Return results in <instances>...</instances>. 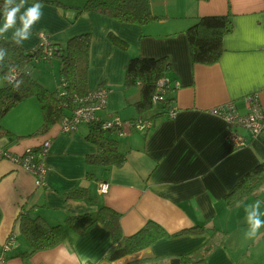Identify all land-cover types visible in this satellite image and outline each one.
Listing matches in <instances>:
<instances>
[{
	"label": "crops",
	"instance_id": "crops-1",
	"mask_svg": "<svg viewBox=\"0 0 264 264\" xmlns=\"http://www.w3.org/2000/svg\"><path fill=\"white\" fill-rule=\"evenodd\" d=\"M62 1L75 6L84 2ZM36 2L25 1L21 13ZM40 3L43 15L21 45L34 48L41 32H46L51 42L65 46L69 36L91 31L87 83L89 89L109 88L103 117L117 114L130 119L140 114L135 105L140 86L125 84L126 63L136 54L170 57L172 69L167 76L177 83L172 92L177 110L173 116L155 117L147 131L122 135L112 130L127 158L122 165L104 170L86 161L87 154L97 151V145L86 137L89 124L81 123L76 130L63 132L58 121L47 131L30 135L43 121L39 100L31 96L12 107L1 122L16 136L0 137V248L11 234L15 236L4 264H168L170 256H179L182 264H188L181 254L204 245L213 230L176 232L205 222L225 232V243L213 246L205 260L197 264H264V227L256 238L245 236L249 230L245 207L260 200L259 211L264 213V187L249 193L234 207H229L224 198L242 175L264 161V132L252 135L248 128L229 125L211 111L232 101L240 112H245L243 96L254 92L264 111V0H150L154 13L163 17L145 24L121 21L95 10L77 15L74 7ZM228 12L233 29L224 36L219 60L192 63L187 27L198 15ZM3 23L4 19L0 27ZM14 31L1 35L12 39ZM109 32L126 40L128 47L113 42ZM42 62L44 66L38 67ZM60 67V58L52 56L37 60L28 71L54 90L59 87ZM49 68L52 74L48 77L44 73ZM3 81L0 73V85ZM232 131L246 143L235 142L230 136ZM46 138H51L45 156L48 168L45 183L38 185L32 172L6 153L22 154ZM89 171L96 177L90 178ZM101 180L109 182L107 192L99 191ZM77 186L86 187L88 197L65 195ZM101 203L121 213L126 234L137 231L150 219L160 223L168 234L146 248L108 261L102 257L113 242L111 230L96 222L83 233L70 232L51 247L19 254L30 249L19 227L22 209L56 223L68 214L94 212ZM260 218L264 220V215ZM235 229H241L236 236L232 234Z\"/></svg>",
	"mask_w": 264,
	"mask_h": 264
},
{
	"label": "trees",
	"instance_id": "trees-1",
	"mask_svg": "<svg viewBox=\"0 0 264 264\" xmlns=\"http://www.w3.org/2000/svg\"><path fill=\"white\" fill-rule=\"evenodd\" d=\"M25 1L52 3L64 9L74 7L77 9V15L84 11L95 10L121 21L138 24L163 17L154 13L150 0H84L82 5L76 6L62 0ZM19 3L20 0H14V5ZM3 7L4 0H0V25L3 21ZM232 29L233 21L229 12L196 16L186 29L192 63L217 62L223 51L224 36ZM108 36L121 47H128V42L114 32H109ZM91 41L92 32L82 31L69 36L65 46H58L52 42L53 51L48 55L39 45L27 49L0 34V51L3 52V58L0 59V73L4 76V81L0 85V137L15 135L2 124L1 119L20 101L35 96L40 102L43 121L30 133L32 135L43 133L60 121L71 106L73 96L86 94L90 90L87 82ZM52 56H58L61 61L59 87L54 90L46 87L28 71V67L37 60H47ZM12 68L16 70L14 78L9 77ZM171 69L172 61L166 54L160 56L136 54L129 58L125 66V84L140 86V98L135 102L139 113L153 120L161 115L170 116L171 110L176 107L175 97L172 94L176 86L167 76ZM163 78L166 81L160 85L159 81ZM111 131L103 129L100 121L89 124L86 137L97 145V151L87 154L88 164H98L103 166L104 170H108L111 166L122 165L126 161V152L120 150L118 141ZM39 146L32 148L38 149ZM88 176L96 177L91 171L88 172ZM263 187L264 161H261L242 175L224 198L229 207H234L246 195L258 192ZM65 195L88 197V192L86 187L77 186L65 192ZM120 217L121 213L117 209L104 203H101L94 212L68 214L63 221L56 223L22 209L18 215L19 227L28 240L30 249L19 254L29 255L36 250L51 247L65 240L70 232L83 233L96 222L103 223L111 230L113 242L102 257L108 261L146 248L156 239L168 234L160 223L152 219L147 220L137 231L126 234L122 229ZM208 229L213 230V235L204 245L181 254L188 264H197L205 260L213 246L225 243V232L217 230L209 222L185 227L176 232V234L201 233Z\"/></svg>",
	"mask_w": 264,
	"mask_h": 264
},
{
	"label": "built area",
	"instance_id": "built-area-1",
	"mask_svg": "<svg viewBox=\"0 0 264 264\" xmlns=\"http://www.w3.org/2000/svg\"><path fill=\"white\" fill-rule=\"evenodd\" d=\"M45 54H52L53 45L46 32H41L40 42L38 44ZM16 70L12 68L9 72V77L14 78ZM165 79L159 81L160 85L165 83ZM177 83H175L176 85ZM109 88L106 86H99L90 89L86 94H75L72 98V103L67 113H65L60 120L61 130L63 132H72L76 130L81 123L90 124L94 121H100L103 129L115 130L118 134H128L133 130L147 131L153 124L152 118L146 117L145 114L140 113L134 118L123 119L117 114H111L109 117H103L101 112L106 108ZM246 103V111L240 112L236 104L232 101L219 104L211 109L214 114L222 116L227 120L229 125L243 126L248 128L252 135H257L264 132V111L257 93H249L243 96ZM156 99V98H155ZM171 110L170 116H173L177 107ZM230 136L234 138L235 142L239 144L246 143V140L238 136L234 131L230 132ZM51 145V138H46L38 147V149L29 148L22 154H14L7 152L8 157L26 168L35 176L36 184L41 185L45 183V175L47 172V163L45 156ZM109 182L101 180L99 182V191L101 193L107 192L109 189ZM15 242L14 234H11L8 239L2 244L0 248V263L4 264L6 259V252L11 249Z\"/></svg>",
	"mask_w": 264,
	"mask_h": 264
},
{
	"label": "clouds",
	"instance_id": "clouds-1",
	"mask_svg": "<svg viewBox=\"0 0 264 264\" xmlns=\"http://www.w3.org/2000/svg\"><path fill=\"white\" fill-rule=\"evenodd\" d=\"M24 4L25 0H20V3L15 5L14 0H4V23L3 26L0 27V34H3L10 29H15L12 33V39L17 45L22 44L23 41L30 38L33 25L37 23L43 15V5L40 2L34 3L31 7H28L21 13ZM17 21H19V24L21 25L20 27H17ZM2 58L3 52L0 51V59ZM260 203V200H256L254 203L245 207V212L247 213L246 221L249 226V230L245 236L248 239L256 238L259 230L264 227V220L260 218L261 215H264V213L259 211ZM248 207H251L252 211H248Z\"/></svg>",
	"mask_w": 264,
	"mask_h": 264
},
{
	"label": "rangeland",
	"instance_id": "rangeland-1",
	"mask_svg": "<svg viewBox=\"0 0 264 264\" xmlns=\"http://www.w3.org/2000/svg\"><path fill=\"white\" fill-rule=\"evenodd\" d=\"M56 60H58V59H56ZM44 62H42V63H40V64H36L38 67H42V66H44ZM48 67H49V65H47ZM49 74H52V70L49 68V70L47 71V72H45L44 73V75L45 76H48L49 77ZM233 233L232 234H235V236L237 235V234H239L240 232H241V229L239 230V229H235V231H232ZM237 233V234H236Z\"/></svg>",
	"mask_w": 264,
	"mask_h": 264
},
{
	"label": "water",
	"instance_id": "water-1",
	"mask_svg": "<svg viewBox=\"0 0 264 264\" xmlns=\"http://www.w3.org/2000/svg\"><path fill=\"white\" fill-rule=\"evenodd\" d=\"M166 261L168 264H182L179 256H170Z\"/></svg>",
	"mask_w": 264,
	"mask_h": 264
}]
</instances>
